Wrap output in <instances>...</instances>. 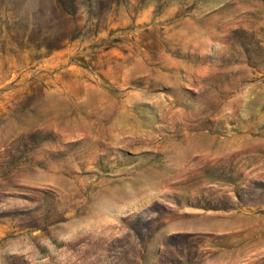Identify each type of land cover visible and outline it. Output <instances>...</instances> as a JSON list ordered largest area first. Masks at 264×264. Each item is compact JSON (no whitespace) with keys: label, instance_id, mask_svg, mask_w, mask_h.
Segmentation results:
<instances>
[{"label":"rangeland","instance_id":"1","mask_svg":"<svg viewBox=\"0 0 264 264\" xmlns=\"http://www.w3.org/2000/svg\"><path fill=\"white\" fill-rule=\"evenodd\" d=\"M0 264H264V0H0Z\"/></svg>","mask_w":264,"mask_h":264}]
</instances>
